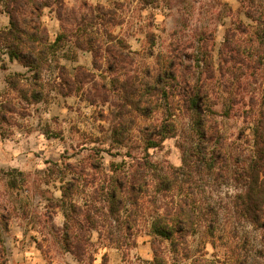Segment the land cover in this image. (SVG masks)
Returning a JSON list of instances; mask_svg holds the SVG:
<instances>
[{
  "label": "trees",
  "instance_id": "1",
  "mask_svg": "<svg viewBox=\"0 0 264 264\" xmlns=\"http://www.w3.org/2000/svg\"><path fill=\"white\" fill-rule=\"evenodd\" d=\"M240 2L249 21L233 19L218 45L211 31L194 29L186 38L174 28L166 47L155 50V33L148 30L143 58L152 61L141 59L132 67L139 51L114 32L124 21L119 1L113 6L84 1L88 8L81 12L68 8L65 0H0V12L9 18L0 29V51L30 72L5 76L1 136L14 113L47 102L51 92L85 93V78L94 73L82 65L70 71L66 63L79 51L91 54L94 69L103 63L111 73L108 83L117 100L109 110V147L126 151L120 160H106L100 151L107 149L96 147L76 162H66L60 196L52 203L64 217L58 240L77 261L91 255L93 231L128 249L144 230L157 242L167 241L174 254L190 258L189 264H217L205 257V242L225 244L223 237L232 228L236 233L237 226H221L222 203L215 202L209 183L231 187V193L227 189L222 195L229 215L264 237V2ZM44 8L59 21L53 37L41 19ZM229 118L241 123L233 136L222 129ZM133 129L140 142H133ZM168 137L175 138L180 151L178 165L155 161L148 153ZM138 147L140 152H131ZM7 174V187H16L21 172L12 168ZM9 211L13 208L0 209V264L7 261L2 234L9 229ZM196 235L199 253L193 254L189 238ZM249 242L245 235L241 244ZM145 264H167L158 244Z\"/></svg>",
  "mask_w": 264,
  "mask_h": 264
},
{
  "label": "rangeland",
  "instance_id": "2",
  "mask_svg": "<svg viewBox=\"0 0 264 264\" xmlns=\"http://www.w3.org/2000/svg\"><path fill=\"white\" fill-rule=\"evenodd\" d=\"M84 1L87 5L99 3L105 6H113V1L120 2L124 21L114 28V32L126 37L130 49L139 51L133 55L132 67L138 65L141 59L152 61L151 58H143L148 45L145 37L148 30L155 33V50H163L174 28L181 29L186 38L193 35L194 29L211 31L218 45L233 19L238 17L249 21L243 15L240 0H65L68 8L81 12L88 8L83 6ZM41 19L53 37L59 30L55 12L44 8ZM8 20V16L0 12V29L8 24ZM66 63L70 71L82 65L94 73V76L85 78V93L62 96L51 92L47 102L32 103L25 109H19V114L14 113L10 125L4 126L6 135H0V209L13 208L9 211V229L2 234L6 264H145L152 258L153 245L156 244L163 250L167 264H189L190 258L174 254L169 250L167 241L157 242L144 230L136 237L135 245L128 249L109 244L93 231V245L88 251L91 255L81 261L62 247L57 233L64 217L61 207L52 203L61 193L60 176L65 163L76 162L90 151H96V147L107 149L100 151L106 160H120L126 151L122 147H109V110L114 109L117 100L108 83L111 73L104 69L103 63L101 68L94 69L88 51H79L76 59ZM9 72H24L25 76L30 74L26 67L16 60H9L0 51V98L6 89L5 76ZM239 127L241 123L235 118L222 121V129L228 136H233ZM139 137L133 129V142H140ZM140 150L138 147L131 152L138 153ZM148 153L151 159L161 163L178 165L181 162L173 137L164 139L159 147L148 149ZM12 168L21 174L17 175V186L9 188L7 171ZM208 187L212 189L215 202L222 203L221 226L231 227L232 223L237 226V232L232 228L229 237H223L225 244L217 240L212 246L206 241L202 250L205 257L214 259L217 264H237L246 256L245 264H264L261 230L254 229L250 224L243 225L242 220L229 215L228 199L222 195L227 189V193H231V187L224 184L219 188L214 183H209ZM77 197L80 199L83 196L80 194ZM245 235L250 240L249 245L241 244ZM200 240L197 235L189 238L193 254L199 253L197 247ZM234 245L238 246L237 251Z\"/></svg>",
  "mask_w": 264,
  "mask_h": 264
}]
</instances>
